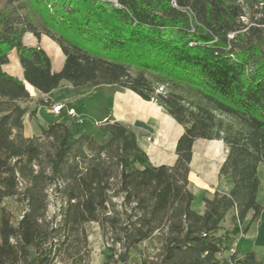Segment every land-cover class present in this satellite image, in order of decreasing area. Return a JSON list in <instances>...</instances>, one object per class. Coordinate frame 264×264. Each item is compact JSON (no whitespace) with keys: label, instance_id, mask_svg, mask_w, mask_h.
Wrapping results in <instances>:
<instances>
[{"label":"trees","instance_id":"16d2710c","mask_svg":"<svg viewBox=\"0 0 264 264\" xmlns=\"http://www.w3.org/2000/svg\"><path fill=\"white\" fill-rule=\"evenodd\" d=\"M26 32L58 44L59 71L43 48L22 42ZM12 49L23 79L2 68ZM23 80L42 94L64 83L116 85L154 101L183 126L175 163L153 165L132 128L110 119L103 143L63 122L25 137ZM196 139L222 140L219 174L231 180L201 212L187 178ZM259 164L264 0H0V264L71 257V241L86 247L87 222L120 264H263L253 251L229 252L263 210Z\"/></svg>","mask_w":264,"mask_h":264},{"label":"crops","instance_id":"0c3cea01","mask_svg":"<svg viewBox=\"0 0 264 264\" xmlns=\"http://www.w3.org/2000/svg\"><path fill=\"white\" fill-rule=\"evenodd\" d=\"M22 42L27 46L38 45L43 48L51 60V70L53 72L61 69L64 56L58 44L48 36L42 34L37 38L32 33L26 32L23 34ZM8 59V63L2 66L3 70L12 76L23 79V70L19 64L15 49L9 52ZM24 84L31 96V100L23 104L28 107V111L23 117V135L25 137L38 134L40 126H46L52 122L68 124L76 133L84 131L73 127L79 120H82L81 117L84 114L91 115L86 110L78 111L73 107L72 103L78 96L77 90L79 87H73L68 83H64L61 87L47 94H42L26 81H24ZM95 87L106 88L104 90H107L106 92H108L111 99L110 108H107L101 115H98L100 121L104 122L110 119V121H118L130 126L137 137L138 145L146 152L149 161L153 165L164 164L171 166L175 163L176 143L183 133V126L181 124L177 123L157 103L152 100H144L129 89L116 85H99ZM39 98L50 100L51 103L49 105L36 106V100ZM56 103L63 105L58 114L49 111L51 105ZM34 108L36 109L35 115H29L30 111ZM70 109L74 110L73 114H69L68 111ZM82 123L83 120L79 124ZM226 154L227 147L222 140L196 139L193 142L187 178L189 181L188 187L194 194V199L191 203L193 209V204L197 201L198 207L195 208L196 211L199 212L203 209V198L211 197L216 191L221 193H227L229 191L231 187L230 178L219 174V169L225 160ZM258 169L259 165L257 172ZM262 185L263 181L260 179L259 191ZM231 215L232 212L226 214L222 223L224 227L231 226ZM247 222L248 220H245L243 225ZM259 222V220L254 222V225L255 223L259 225ZM252 226L253 223L250 224L247 232H241L236 236L233 248L239 255L247 251H253L257 259L264 264V250L257 242V233L255 236L253 235L254 237L252 239L248 238ZM248 241L252 242L248 243ZM228 254V252L224 253L223 256L226 257Z\"/></svg>","mask_w":264,"mask_h":264},{"label":"rangeland","instance_id":"374dc122","mask_svg":"<svg viewBox=\"0 0 264 264\" xmlns=\"http://www.w3.org/2000/svg\"><path fill=\"white\" fill-rule=\"evenodd\" d=\"M246 21V18L243 17ZM103 87H95L90 84L78 88V96L73 101V107L78 111L86 110L91 115L84 114L81 118L82 124H74L73 127L78 130L88 131L93 134L97 143H103L108 139L107 131L101 127L102 122L98 115H101L107 108H110V96ZM98 104H97V103ZM59 113V112H58ZM39 134V133H38ZM37 135V134H36ZM258 176L263 181V185L257 195V201L263 206L260 214L259 225L253 223L248 238L252 239L257 233V242L264 250V165L259 164ZM194 209L198 207L197 201L194 202ZM57 210V204L51 198L48 206V214L52 216ZM196 210V209H195ZM203 210V209H202ZM201 210V211H202ZM199 211V212H201ZM86 232V247H82L79 241H71L69 253L60 256L54 264H120L117 253L109 249L110 240L103 236L101 228L96 222H87L84 224ZM257 230V232H256ZM254 235V236H253ZM252 241H248L251 243Z\"/></svg>","mask_w":264,"mask_h":264},{"label":"built area","instance_id":"2783aa9c","mask_svg":"<svg viewBox=\"0 0 264 264\" xmlns=\"http://www.w3.org/2000/svg\"><path fill=\"white\" fill-rule=\"evenodd\" d=\"M63 105L60 104V103H56V104H53L51 105V107L49 108V111L51 113H54V114H58V111H60L62 109ZM69 114H73L74 113V110L73 109H70L69 111ZM82 120H79L78 123H81ZM230 253L234 252V248L233 246L230 248L229 250Z\"/></svg>","mask_w":264,"mask_h":264},{"label":"bare ground","instance_id":"6f19581e","mask_svg":"<svg viewBox=\"0 0 264 264\" xmlns=\"http://www.w3.org/2000/svg\"><path fill=\"white\" fill-rule=\"evenodd\" d=\"M59 112V111H58Z\"/></svg>","mask_w":264,"mask_h":264}]
</instances>
